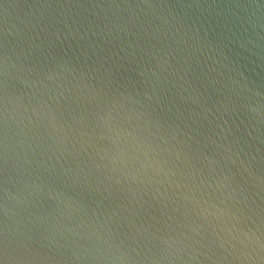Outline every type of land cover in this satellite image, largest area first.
<instances>
[{
  "label": "water",
  "instance_id": "1",
  "mask_svg": "<svg viewBox=\"0 0 264 264\" xmlns=\"http://www.w3.org/2000/svg\"><path fill=\"white\" fill-rule=\"evenodd\" d=\"M3 264H264V0H0Z\"/></svg>",
  "mask_w": 264,
  "mask_h": 264
},
{
  "label": "snow or ice",
  "instance_id": "2",
  "mask_svg": "<svg viewBox=\"0 0 264 264\" xmlns=\"http://www.w3.org/2000/svg\"><path fill=\"white\" fill-rule=\"evenodd\" d=\"M0 140H2V134H0ZM4 251V241L3 238L0 237V254H2ZM0 264H3V261L0 260Z\"/></svg>",
  "mask_w": 264,
  "mask_h": 264
}]
</instances>
